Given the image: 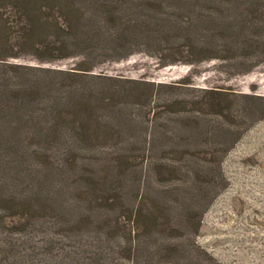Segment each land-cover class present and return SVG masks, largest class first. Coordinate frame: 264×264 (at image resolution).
I'll list each match as a JSON object with an SVG mask.
<instances>
[{
  "label": "trees",
  "instance_id": "1",
  "mask_svg": "<svg viewBox=\"0 0 264 264\" xmlns=\"http://www.w3.org/2000/svg\"><path fill=\"white\" fill-rule=\"evenodd\" d=\"M27 49L71 64L13 60ZM136 54L160 70L238 56L247 72L264 62V0H0V264H218L188 237L193 214L170 213L203 192L161 182L189 156L201 185L229 148L203 147L204 131L238 134L240 102L264 98L101 69Z\"/></svg>",
  "mask_w": 264,
  "mask_h": 264
},
{
  "label": "rangeland",
  "instance_id": "2",
  "mask_svg": "<svg viewBox=\"0 0 264 264\" xmlns=\"http://www.w3.org/2000/svg\"><path fill=\"white\" fill-rule=\"evenodd\" d=\"M34 55L27 49L13 60L24 65L44 64L56 68L71 64V60L40 62ZM244 62L246 61L242 57L236 56L229 60L202 61L191 66H169L160 70L154 60L145 54H136L120 63H107L101 69L108 74L121 73L131 78L144 77L155 81L177 80L187 72L194 83L192 86L212 85L223 87L225 91L230 90L237 95L251 94L264 98V62L242 73ZM240 99L236 98L235 101ZM246 101L253 108L252 114L246 112L243 120L240 119L241 129L238 134L222 133L215 126L204 131L203 147L209 149L214 145L227 144L229 148L221 159L215 158L211 174L202 178L204 182L201 185H193V174L189 173L197 163L203 162L189 156L176 161L182 169L189 170L188 174L173 178L172 182H161L163 185L168 183L169 189L186 188L189 193L186 194L187 197H190V193L203 192L196 198L197 202L190 203L181 199L180 204L171 207L170 213L176 219L193 214L196 231L188 237H194L200 250L218 264H264V101L255 105L253 100L243 99L241 105ZM236 108L239 112L240 106L237 105ZM175 136V141L182 147L192 140V135L187 137V133L180 131ZM223 139L225 141L222 143L225 144H219ZM158 146L159 143L154 142L151 159L155 165L169 163V160L160 159ZM164 171L163 168L155 172L151 170V175L158 179ZM160 236L174 237L173 234L168 235L167 231ZM201 255V263L208 262L205 260L206 256Z\"/></svg>",
  "mask_w": 264,
  "mask_h": 264
}]
</instances>
